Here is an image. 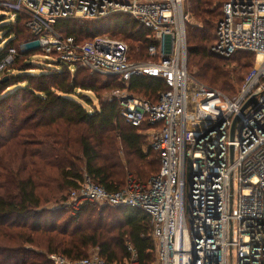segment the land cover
Returning a JSON list of instances; mask_svg holds the SVG:
<instances>
[{
  "label": "built area",
  "instance_id": "obj_1",
  "mask_svg": "<svg viewBox=\"0 0 264 264\" xmlns=\"http://www.w3.org/2000/svg\"><path fill=\"white\" fill-rule=\"evenodd\" d=\"M186 0H0V8L26 14L38 45L71 70L79 66L116 75L130 92L134 76L162 78L157 102L123 93L122 114L134 127L147 125L148 147L158 151L160 171L147 182L130 177L124 189L108 191L85 173L78 188L58 206L76 213L85 203L133 206L152 220V264H264V0H227L212 52L230 57L256 54L253 69L234 96L200 82L188 71ZM122 13L151 30L149 59L131 60L127 42L112 35L78 41L60 34L61 20H97ZM6 17V15H5ZM171 36V52L166 37ZM17 55L10 48L0 73ZM238 122L232 138L235 119ZM130 258L108 262L99 252L81 259L50 254L54 264H140Z\"/></svg>",
  "mask_w": 264,
  "mask_h": 264
},
{
  "label": "trees",
  "instance_id": "obj_2",
  "mask_svg": "<svg viewBox=\"0 0 264 264\" xmlns=\"http://www.w3.org/2000/svg\"><path fill=\"white\" fill-rule=\"evenodd\" d=\"M226 2L185 1V12L204 25L188 27V71L234 96L253 69L256 54L238 51L222 57L212 52ZM27 19L21 13L0 26V61L10 48L17 51L13 63L0 73V264H54L50 254L81 259L93 248L108 262H123L131 256L129 245L140 264H152V220L143 209L89 202L73 213L68 207L50 206L78 188L85 173L116 192L130 177L147 182L160 171L161 159L148 147L147 125L128 123L120 98L106 94L126 88L120 78L106 75L103 80L100 73L82 66L72 74L57 60L36 62L40 46H18L20 40L38 39ZM55 29L81 42L109 33L127 42L129 58L138 61L149 59L148 49L155 43L150 29L122 13L61 20ZM166 88L162 78L153 76L136 75L129 84L131 92L153 102Z\"/></svg>",
  "mask_w": 264,
  "mask_h": 264
},
{
  "label": "rangeland",
  "instance_id": "obj_3",
  "mask_svg": "<svg viewBox=\"0 0 264 264\" xmlns=\"http://www.w3.org/2000/svg\"><path fill=\"white\" fill-rule=\"evenodd\" d=\"M0 14H5V15H6V17H5V19L3 20V22L0 23V26L3 25V24L9 23V22H11V21L14 20V18L11 17V12H10V11H6V10H3V9L0 8ZM190 14H191V13H190ZM186 25H187V39H188V27H189L190 25L197 26V27H203V26H204V25H203V22L200 21L199 19H197L193 14H191V16H190V21L187 22ZM2 37H3V33L0 32V39H1V40H2ZM28 40H29V39H28ZM1 43H2V44H1V46H2V45L5 43V41H4V42H1ZM18 46H19V48H33V47H38L39 45H38V43H37L36 41L26 42V40L23 39V40H20V41H19ZM34 60H35L36 62L41 63V64H42V63H43V64H47V62H51V61H52V57H51V56L49 57V56L46 54V52L41 48L40 53L34 56ZM142 61H144V60H142ZM48 65L50 66L51 64L48 63ZM88 70H89V69H88ZM90 71H91V70H90ZM32 72H35V70L32 71ZM75 72H76L75 69L71 70V73H72V74L75 73ZM91 72H93V71H91ZM94 73H96V72H94ZM100 76H101V78H102L103 80L109 78V76H106L105 74H102V73H100ZM118 90H120V91L123 92V93L132 94V95H134V96L145 97V95H143L142 93H133V92H131V91H130V92H127L126 89H118ZM118 90L111 91V92L109 91V92H106V94H107V95H114L115 93L118 92ZM87 94L91 95L92 98L95 100L96 103L99 102L98 99H97V97L95 96V94H94L93 92H87ZM104 96H105V95H104ZM147 97H149V96H147ZM147 143H148V138H147ZM147 149H148V148H147V145H146L145 150H147ZM59 203H60V201H58V202H54V203L50 204V206H51V207H56V206L59 205ZM95 252H98V250L93 248V249H90L89 254H92V253H95Z\"/></svg>",
  "mask_w": 264,
  "mask_h": 264
},
{
  "label": "water",
  "instance_id": "obj_4",
  "mask_svg": "<svg viewBox=\"0 0 264 264\" xmlns=\"http://www.w3.org/2000/svg\"><path fill=\"white\" fill-rule=\"evenodd\" d=\"M4 18H5V14H0V21L4 20ZM171 40H172V37L171 36H167L166 37V42H167L166 51L168 53L171 52ZM237 122H238V118L235 119L234 124H233V128H232V138H234V135H235V129H236Z\"/></svg>",
  "mask_w": 264,
  "mask_h": 264
}]
</instances>
